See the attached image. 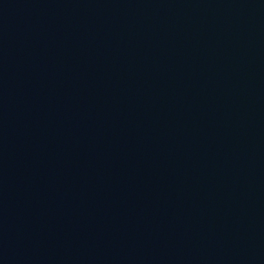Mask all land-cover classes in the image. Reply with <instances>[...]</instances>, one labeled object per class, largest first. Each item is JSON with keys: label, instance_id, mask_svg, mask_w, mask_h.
<instances>
[{"label": "water", "instance_id": "water-1", "mask_svg": "<svg viewBox=\"0 0 264 264\" xmlns=\"http://www.w3.org/2000/svg\"><path fill=\"white\" fill-rule=\"evenodd\" d=\"M7 264H264V0H0Z\"/></svg>", "mask_w": 264, "mask_h": 264}]
</instances>
